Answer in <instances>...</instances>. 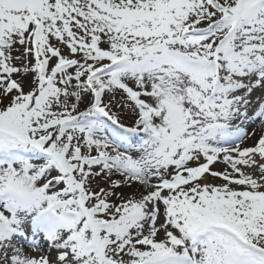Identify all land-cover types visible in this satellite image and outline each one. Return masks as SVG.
Returning <instances> with one entry per match:
<instances>
[{
  "label": "snow or ice",
  "instance_id": "6c2138e0",
  "mask_svg": "<svg viewBox=\"0 0 264 264\" xmlns=\"http://www.w3.org/2000/svg\"><path fill=\"white\" fill-rule=\"evenodd\" d=\"M0 264H264V0H0Z\"/></svg>",
  "mask_w": 264,
  "mask_h": 264
},
{
  "label": "rangeland",
  "instance_id": "374dc122",
  "mask_svg": "<svg viewBox=\"0 0 264 264\" xmlns=\"http://www.w3.org/2000/svg\"><path fill=\"white\" fill-rule=\"evenodd\" d=\"M125 122L127 123V122H129V117H125Z\"/></svg>",
  "mask_w": 264,
  "mask_h": 264
},
{
  "label": "bare ground",
  "instance_id": "6f19581e",
  "mask_svg": "<svg viewBox=\"0 0 264 264\" xmlns=\"http://www.w3.org/2000/svg\"><path fill=\"white\" fill-rule=\"evenodd\" d=\"M252 143H253L252 140L248 141V144H249V145L252 144ZM217 183H219V181H217Z\"/></svg>",
  "mask_w": 264,
  "mask_h": 264
}]
</instances>
